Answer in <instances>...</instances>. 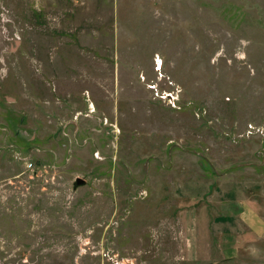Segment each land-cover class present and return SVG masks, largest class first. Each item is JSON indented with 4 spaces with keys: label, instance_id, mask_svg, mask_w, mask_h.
<instances>
[{
    "label": "rangeland",
    "instance_id": "374dc122",
    "mask_svg": "<svg viewBox=\"0 0 264 264\" xmlns=\"http://www.w3.org/2000/svg\"><path fill=\"white\" fill-rule=\"evenodd\" d=\"M263 223L264 0H0V264H264Z\"/></svg>",
    "mask_w": 264,
    "mask_h": 264
},
{
    "label": "water",
    "instance_id": "95a60500",
    "mask_svg": "<svg viewBox=\"0 0 264 264\" xmlns=\"http://www.w3.org/2000/svg\"><path fill=\"white\" fill-rule=\"evenodd\" d=\"M85 182H86L85 179H82V178L78 177L76 179L75 185L79 186V185L85 184Z\"/></svg>",
    "mask_w": 264,
    "mask_h": 264
},
{
    "label": "crops",
    "instance_id": "0c3cea01",
    "mask_svg": "<svg viewBox=\"0 0 264 264\" xmlns=\"http://www.w3.org/2000/svg\"><path fill=\"white\" fill-rule=\"evenodd\" d=\"M263 224H264V223H263ZM263 224H260V225H261V226H260L261 228H264V225H263Z\"/></svg>",
    "mask_w": 264,
    "mask_h": 264
}]
</instances>
